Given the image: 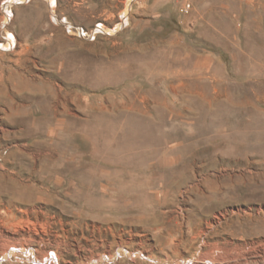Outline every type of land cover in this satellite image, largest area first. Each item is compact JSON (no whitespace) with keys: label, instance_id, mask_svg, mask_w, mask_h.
<instances>
[{"label":"rangeland","instance_id":"rangeland-1","mask_svg":"<svg viewBox=\"0 0 264 264\" xmlns=\"http://www.w3.org/2000/svg\"><path fill=\"white\" fill-rule=\"evenodd\" d=\"M3 244L264 264V0H0Z\"/></svg>","mask_w":264,"mask_h":264},{"label":"bare ground","instance_id":"bare-ground-1","mask_svg":"<svg viewBox=\"0 0 264 264\" xmlns=\"http://www.w3.org/2000/svg\"><path fill=\"white\" fill-rule=\"evenodd\" d=\"M13 2H15V1H13ZM17 2V1H16ZM18 3V2H17ZM8 10V9H7ZM10 14V13H9ZM8 14V15H9ZM7 19H8V17H7ZM5 20V19H4ZM10 48L12 47V44L9 46ZM0 248L2 249V251H0L1 253H7V252H9V247H7V245L6 244H3V245H1L0 246ZM48 260V259H47ZM50 261V263H52V261L51 260H49Z\"/></svg>","mask_w":264,"mask_h":264}]
</instances>
